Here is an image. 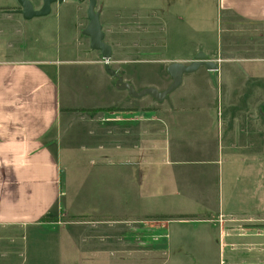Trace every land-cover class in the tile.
<instances>
[{
    "label": "crops",
    "instance_id": "crops-1",
    "mask_svg": "<svg viewBox=\"0 0 264 264\" xmlns=\"http://www.w3.org/2000/svg\"><path fill=\"white\" fill-rule=\"evenodd\" d=\"M113 12L146 17L145 27L135 32H145L146 41L160 51L157 57L205 54L226 58L227 70L201 64L184 72L172 92L182 84L188 87L187 79L199 75L205 80L202 94L194 93L183 104L169 99L161 105V117L147 113L141 122L123 119L139 113L138 106L131 99L125 103L118 77L107 71L102 52L91 47V39L89 46L81 38L86 27L81 28L79 11L70 14L68 26L66 13L65 29L46 22L51 11L31 17L25 26L28 33L19 26L12 37L9 10L0 7V227L27 228L61 212L63 122L100 107L110 109L98 111L99 119L104 120L103 129L109 127L119 162L143 153L145 166L151 169L157 158L176 174L186 171L181 166L202 167L204 192L198 197L203 202L195 204L199 210L182 213L194 215V220L161 217L160 223L147 222L154 246L161 238L156 248L162 254H183L188 249L186 225H193L199 234L218 236L222 249L228 247V264H264V228H244L245 245L238 251L247 256L241 258L235 257L239 246L230 238L239 222L264 221V102H258L264 97V0H146L144 7L120 6ZM13 14L17 18L12 19L24 21L22 12ZM153 33H161V38L148 36ZM110 46L112 55L117 54L115 45ZM133 52L124 57L139 56ZM79 64L87 70L81 76L70 69ZM255 64L258 71L253 70ZM240 95L247 101H235ZM90 98L95 102L87 101ZM139 138L146 144L144 150H138ZM159 141L162 151L155 152ZM187 143L195 145L194 150L185 152ZM210 147L214 151H208ZM213 170L218 173L211 181L207 177Z\"/></svg>",
    "mask_w": 264,
    "mask_h": 264
},
{
    "label": "rangeland",
    "instance_id": "rangeland-1",
    "mask_svg": "<svg viewBox=\"0 0 264 264\" xmlns=\"http://www.w3.org/2000/svg\"><path fill=\"white\" fill-rule=\"evenodd\" d=\"M15 1L0 0V7L9 10L12 37L15 36L14 29L19 26H24L23 30L27 32L25 26L31 22L25 16L24 21L12 19L17 18L13 14L15 10L19 12L23 9L20 1ZM29 1L35 10L44 7V0ZM145 2L146 0H97L96 5V10L105 8L102 14L105 18L101 19L106 33L105 40L115 45L117 52L109 59L110 68L119 76L117 84L124 100L126 99L125 103L131 99L138 106L135 109L139 113H131V117L123 116V119L136 122L144 121L147 113L161 117V105L169 99L181 104L191 101L194 93L202 94L201 86L205 82L202 76L189 75L193 77L187 79V83H190L188 87L182 84L174 92L171 89L164 94L178 82L177 75L173 73L174 66L190 65L200 54L186 55L188 57L179 59L159 58L157 54L160 51L153 42L146 41L148 37L145 32H142L143 35L135 32L145 27L146 17L140 16L142 19H138L137 16H119L113 12L120 6L139 4L144 7ZM88 5V0H55L51 4V15L45 20L54 27L61 24L65 29V23L68 26L72 20L70 14L77 10L82 19L81 28L84 29L89 23ZM60 8L63 9L59 13ZM66 13L70 16H66ZM65 16L69 18L66 21ZM231 21L241 23L237 18H232ZM30 34V42L33 44V32L30 31ZM148 36L161 38V33ZM81 38L90 46L88 36L81 35ZM159 40L161 43V39ZM132 52V55L139 56L124 57V54ZM207 59L221 66L217 69L218 72L227 70L226 58ZM101 60L105 64V59ZM256 68L255 64L253 70L256 71ZM70 69L78 76L87 71L81 64L73 65ZM81 82L80 79L77 83ZM219 82L221 84V80ZM219 95L221 96L220 93ZM201 96L200 100L204 99ZM87 101L95 102L93 98ZM235 101L243 102L247 99L240 95ZM261 101L264 102V97L258 100ZM103 110L110 109L97 107L89 110L94 112L76 113L63 122L61 212L45 219L41 224L27 228L0 227V264H228V247L222 249L218 236L212 238L209 234H199L201 231L196 230L193 225H186L184 235L188 240V249L183 254H162L156 248H160L161 238L154 241V246L152 231L147 230V222L155 220L160 223L161 217L174 218L171 221H181L178 218H184L182 220L187 222L194 220V215H180L199 210L195 204L203 202L202 197H198L203 196L204 192L200 188L203 184L202 167L181 166L186 171L176 174L177 171L170 167H162L161 158H157L151 169L145 166L143 153L132 160L125 158L119 162L114 157L113 137L108 132L109 127L103 129L104 120L99 119L98 111ZM141 139L143 138L137 140L138 150L146 147ZM161 148L160 141L155 143V152H161ZM194 148L195 145L191 143L184 144L185 152ZM207 150L214 151V148ZM213 155H216L215 152ZM215 168L218 171L219 167ZM216 170L210 172L207 179L214 181L213 176L218 173ZM244 228H264V221L239 222L234 225L235 231H230V238L234 240L235 246H239L236 258L247 256V252L238 251L245 245L241 243ZM179 240H183V237Z\"/></svg>",
    "mask_w": 264,
    "mask_h": 264
},
{
    "label": "water",
    "instance_id": "water-1",
    "mask_svg": "<svg viewBox=\"0 0 264 264\" xmlns=\"http://www.w3.org/2000/svg\"><path fill=\"white\" fill-rule=\"evenodd\" d=\"M23 9L20 11L28 18L34 16L46 15L51 11V4L55 0H44V7L41 10H35L32 2L29 0H19ZM88 16L89 24L83 30V34L89 36L91 39V47L96 50H100L105 59V65L107 71L112 75H117L115 70L110 68L109 59L112 55V48L110 44L105 41V31L103 30V25L101 23V9L96 10L97 0H88ZM208 57L205 54H200L197 57V60L190 65L176 64L174 66L173 73L177 75L178 82L173 85L167 92L171 89H174L181 82L182 74L184 72H192L196 70L201 64H206L210 69L217 68L216 64L213 61L207 59ZM117 77H119L117 75Z\"/></svg>",
    "mask_w": 264,
    "mask_h": 264
},
{
    "label": "trees",
    "instance_id": "trees-1",
    "mask_svg": "<svg viewBox=\"0 0 264 264\" xmlns=\"http://www.w3.org/2000/svg\"><path fill=\"white\" fill-rule=\"evenodd\" d=\"M117 109H119V108H117ZM72 110H78V109H72ZM79 110H83V111H85L86 109H79ZM88 110H94V109H88ZM180 216L185 217V216H193V215H192V214H182V215H180Z\"/></svg>",
    "mask_w": 264,
    "mask_h": 264
}]
</instances>
